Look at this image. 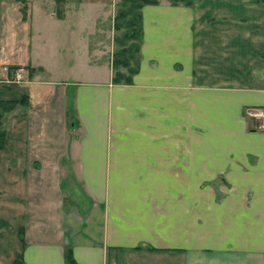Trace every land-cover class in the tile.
I'll return each instance as SVG.
<instances>
[{
	"label": "crops",
	"instance_id": "1",
	"mask_svg": "<svg viewBox=\"0 0 264 264\" xmlns=\"http://www.w3.org/2000/svg\"><path fill=\"white\" fill-rule=\"evenodd\" d=\"M112 1L0 0V264H264V1L145 5L130 84Z\"/></svg>",
	"mask_w": 264,
	"mask_h": 264
},
{
	"label": "trees",
	"instance_id": "2",
	"mask_svg": "<svg viewBox=\"0 0 264 264\" xmlns=\"http://www.w3.org/2000/svg\"><path fill=\"white\" fill-rule=\"evenodd\" d=\"M61 4L64 0H56ZM173 4L192 6L195 0H170ZM159 0H120L115 16V28L117 31L125 29L124 33L115 37L119 47L114 51L113 68L115 83L130 84L135 74L140 69L141 43L143 40V12L148 4H158ZM59 13L62 8L59 6ZM28 103V97L20 100H0V152L4 148L8 134V115L19 105ZM65 258L67 264H76L73 252L66 249ZM14 264H24L23 256H19Z\"/></svg>",
	"mask_w": 264,
	"mask_h": 264
},
{
	"label": "built area",
	"instance_id": "3",
	"mask_svg": "<svg viewBox=\"0 0 264 264\" xmlns=\"http://www.w3.org/2000/svg\"><path fill=\"white\" fill-rule=\"evenodd\" d=\"M3 71L8 82L21 83L25 80L27 68L19 66L15 69H11L9 65H4ZM246 112L254 119L256 127L260 130H264V105L249 106Z\"/></svg>",
	"mask_w": 264,
	"mask_h": 264
},
{
	"label": "rangeland",
	"instance_id": "4",
	"mask_svg": "<svg viewBox=\"0 0 264 264\" xmlns=\"http://www.w3.org/2000/svg\"><path fill=\"white\" fill-rule=\"evenodd\" d=\"M232 1H234V0H232ZM236 1H238V0H236ZM263 1H264V0H250L249 3H255V2H257V3H258V2L261 3V2H263ZM119 2H120V0H113V1H112V4L115 5V6H113V10L115 11V14L117 13ZM237 4H239V3H237ZM237 8L242 9L241 11L243 12V8H242V7H238V6H237ZM246 11H247V8H246ZM248 11H249V10H248ZM245 14H246V13H245ZM124 31H125V29L120 30V31H117V30H116V32H115V37L118 36V35L123 34ZM114 41H115V47H114V50H116V49L119 47V43H117L116 40H114ZM94 73H95V72H94L92 69H90L89 67H87L86 71L84 72L85 75L83 76V80L86 81V80H90V79L94 78V77L96 76V74H94Z\"/></svg>",
	"mask_w": 264,
	"mask_h": 264
}]
</instances>
